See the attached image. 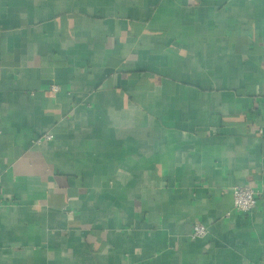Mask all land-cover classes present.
<instances>
[{"label":"crops","instance_id":"0c3cea01","mask_svg":"<svg viewBox=\"0 0 264 264\" xmlns=\"http://www.w3.org/2000/svg\"><path fill=\"white\" fill-rule=\"evenodd\" d=\"M263 112L264 0H0V264H264Z\"/></svg>","mask_w":264,"mask_h":264},{"label":"built area","instance_id":"2783aa9c","mask_svg":"<svg viewBox=\"0 0 264 264\" xmlns=\"http://www.w3.org/2000/svg\"><path fill=\"white\" fill-rule=\"evenodd\" d=\"M53 91H57L56 87L52 88ZM262 101L260 98H255L254 102L259 103ZM264 113V112H263ZM52 139L51 135L45 134L41 136L37 143L43 141H50ZM232 204L235 211L244 214L246 216H251L255 210L257 202V193L248 186H236L231 189ZM0 202H2V194L0 193ZM207 234V229L200 223L193 224L191 232L188 235L190 241H195L205 237Z\"/></svg>","mask_w":264,"mask_h":264}]
</instances>
